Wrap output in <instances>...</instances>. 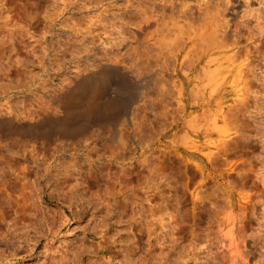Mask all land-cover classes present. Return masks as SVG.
Returning a JSON list of instances; mask_svg holds the SVG:
<instances>
[{"label":"rangeland","instance_id":"obj_1","mask_svg":"<svg viewBox=\"0 0 264 264\" xmlns=\"http://www.w3.org/2000/svg\"><path fill=\"white\" fill-rule=\"evenodd\" d=\"M104 68L115 107L66 119ZM0 117V264H264V0H0Z\"/></svg>","mask_w":264,"mask_h":264},{"label":"bare ground","instance_id":"obj_2","mask_svg":"<svg viewBox=\"0 0 264 264\" xmlns=\"http://www.w3.org/2000/svg\"><path fill=\"white\" fill-rule=\"evenodd\" d=\"M146 17V16H145ZM148 17H150V18H148V19H151V18H153V17H151V16H148ZM154 18H156L157 19V17H154ZM144 19H146V18H144ZM161 19V18H160ZM147 20V19H146ZM158 20H159V17H158ZM158 20H153V22L154 21H158ZM160 21V20H159ZM153 22H146V24H142L140 27H139V31H138V33H140V32H142L143 30H145L146 28L147 29H149L150 27H152L153 26ZM139 23H140V21H139ZM138 23V24H139ZM142 23V22H141ZM162 23H163V21H162ZM173 24H172V26H174V22H172ZM164 24V23H163ZM137 25V24H136ZM152 25V26H151ZM167 24H165V27H166V29L167 30H170V31H167L166 29L164 30V32H170V34H171V36H172V34L173 33H171V29H169L168 27L171 25H169L168 27L166 26ZM177 25H178V23H177ZM156 26L157 25H155L154 27H153V30L156 28ZM160 26V25H159ZM181 25H179V26H176V24H175V29L177 28V32H179V30H178V27H179V29L181 28V33L179 32V36H183L184 34H185V37H180L179 39H183L182 41H181V44H182V42H184L185 40H189V38L191 37H193V36H191V35H193L192 33H193V31L192 30H190V33H191V35H190V33H189V31H187L186 33H183L182 34V31L183 32H185V30H184V28L182 29V26L180 27ZM137 27V26H136ZM162 27H164V25L163 26H160V30H162ZM174 27H172V29H174ZM184 27V26H183ZM170 28H171V26H170ZM210 29L209 30H205V32H202V34L200 33V32H198L197 34H199V35H197V37L199 36V40L197 39L196 41H193V45H195V43H196V45L197 44H199L198 46H196L197 48H198V50H199V53H200V50H201V53H203V54H206L207 56H208V58L206 59L207 61L204 63V65L202 66V68H201V71H200V73H199V76H197L196 77V80L193 82L192 81V83L195 85V87H194V90L193 89H190V90H193V94H194V92L196 93V92H200V91H198V90H203V89H208L209 90V92H210V94L212 95V96H214L215 97V100L217 101V102H219V96H220V93H221V91H222V89H223V87H224V84L226 83V81H227V79H228V75H227V68L229 69L230 67H228V66H230V63L232 62V63H234L235 62V60H233L234 59V54L235 53H233V55H232V53H231V50H232V44H231V46H230V44L228 43V41L227 40H225V37H223L224 35H219L218 34V30H217V28H216V26L214 25L212 28L211 27H209ZM151 29V28H150ZM174 29V30H175ZM159 30V29H158ZM189 30V29H188ZM146 31V30H145ZM145 31H143V32H145ZM151 31V30H150ZM149 31V32H150ZM156 31H157V29H156ZM173 31V30H172ZM160 33H161V31H159ZM158 32V33H159ZM164 32H162L161 33V35H163L162 36V38L160 37V39H163V37H164V39H163V41H165V42H163V43H166V42H169V43H166V44H163L164 46L166 45V48L165 49H168V51L170 50V52H174V51H176L177 52V50H178V48H177V43L175 44V40H165L166 38V36H165V34L167 33H165L164 34ZM151 33H152V31H151ZM159 33V34H160ZM174 33H175V31H174ZM189 33V34H188ZM142 33H140L139 35H141ZM169 34V33H168ZM181 34V35H180ZM187 34V35H186ZM195 35H196V33H194ZM201 34V35H200ZM144 35V34H143ZM177 35V34H176ZM194 35V36H195ZM175 36V35H174ZM188 36V37H187ZM158 37V38H159ZM167 37H169V35H167ZM193 38H195V37H193ZM192 38V39H193ZM155 39V38H154ZM153 39V40H154ZM160 39H157V41L158 40H160ZM156 40V39H155ZM173 41V42H172ZM199 41V43H197ZM159 42H161L162 43V40L161 41H159ZM171 42V43H170ZM179 42H180V40H179ZM195 42V43H194ZM187 43V42H186ZM179 45H181L180 43H178ZM184 44V43H183ZM191 44L192 43H190V46H191ZM162 45V46H163ZM178 45V46H179ZM163 46V47H164ZM169 46V47H168ZM179 47H182V46H179ZM176 48V49H175ZM190 48V47H189ZM200 48V49H199ZM180 49V48H179ZM188 49V48H187ZM193 49H195V47L193 48ZM189 50V49H188ZM190 50H191V48H190ZM167 51V52H168ZM175 52V53H176ZM187 52V51H186ZM185 54V53H184ZM186 56V55H185ZM204 56V55H203ZM189 57V59H191L190 58V56H188ZM196 57H199V56H196ZM188 59V58H187ZM196 60V59H195ZM182 61V60H181ZM234 61V62H233ZM184 62H186V61H184ZM190 62V61H189ZM231 63V64H232ZM182 64V63H181ZM192 64H194V63H192ZM188 66H190L189 64H188ZM187 67V66H186ZM107 68V67H106ZM180 68V67H179ZM200 68V67H199ZM181 69V68H180ZM187 69H189V68H187ZM241 70V69H240ZM107 72H108V70H106L105 68L104 69H101V71L98 73V74H96L95 76H90V79H91V81H92V86H90V88H89V90L88 89H85L84 88V91H82V84H78V86L76 87V89L74 90V92H72L71 94H69V96H68V98H66V99H68V103L67 104H69V102L71 103V104H69L68 105V109H67V114H66V119H68L69 118V115H76L77 117L79 116L80 117V115L81 116H83L84 114H87V115H95V114H97L98 113V115H99V112L101 111V109L103 108V109H105V110H111L113 107H115L114 106V103H113V101H110V100H108V99H104V96H105V91L107 92L108 91V89H109V84H107V82H108V79H109V74H107ZM230 72V71H229ZM232 72V71H231ZM241 72L242 71H240V72H238V74L240 73L241 74ZM184 74H185V72H184ZM239 74V75H240ZM229 76H231V75H229ZM237 76V77H236ZM236 79L237 78H239L238 77V75H237V72H236ZM233 78V80L232 81H234V80H236V79H234V77H232ZM231 78V79H232ZM85 80V79H84ZM89 81V80H88ZM101 81V82H100ZM190 81V80H189ZM232 81L231 82H229V83H231L232 84ZM237 81H238V79H237ZM191 82V81H190ZM236 82V81H235ZM89 83H90V81H89ZM234 83V82H233ZM230 84V85H231ZM80 85V86H79ZM229 85V84H228ZM88 86V85H87ZM193 86V85H192ZM181 87V86H180ZM179 87V88H180ZM225 87H226V85H225ZM228 87V86H227ZM239 87V86H238ZM180 90H181V88H180ZM77 92V93H76ZM192 92V91H191ZM180 93V92H179ZM203 93V92H202ZM76 94H78L77 95V97H76V100H75V103H73L72 102V100H73V98L72 97H74ZM201 94V92L199 93V95ZM223 94V93H222ZM181 95V94H180ZM197 95H198V93H197ZM193 96H196V95H193ZM102 97H103V99H102ZM197 97V96H196ZM221 97V96H220ZM199 98V97H198ZM102 99V100H101ZM99 100V101H98ZM221 101V100H220ZM183 108V107H182ZM83 114V115H82ZM84 116H86V115H84ZM208 116H210V115H208ZM71 117V116H70ZM207 117V116H206ZM213 117V116H212ZM223 117V116H222ZM73 118V117H72ZM71 119V118H70ZM213 119V118H212ZM62 120V119H61ZM60 120V121H61ZM79 120V119H78ZM185 120V119H184ZM208 120V119H207ZM13 121V119L12 118H10V117H4V118H2V117H0V129L1 130H3L2 128H5L6 127V123H11ZM190 121H192L191 119H190ZM61 122H65V119H63ZM208 122V121H207ZM14 123V122H13ZM13 123H12V125H13ZM195 123H197V121L195 122ZM203 123V122H202ZM205 123V122H204ZM207 124V123H206ZM15 125V124H14ZM34 124H25V125H23L22 123H21V125H16V129L18 130V131H22V130H30V129H32V128H34V126H33ZM201 125V124H200ZM203 125V124H202ZM202 125L200 126V127H202ZM213 125H217V124H213ZM212 125V126H213ZM9 126V125H8ZM190 129L192 128L193 129V127H191V124H190V126H189V123H188V125H187ZM225 126V125H224ZM2 127V128H1ZM11 127H13V126H10V128ZM36 127V126H35ZM205 127V126H204ZM206 127H208V126H206ZM210 127V126H209ZM218 126H216V128H217ZM221 127H223V126H221ZM9 128V127H8ZM211 128V127H210ZM215 127L213 126V129H214ZM204 129V128H203ZM206 129V128H205ZM222 129H224V128H222ZM0 130V131H1ZM9 130V129H8ZM215 130V129H214ZM219 130V129H218ZM221 130V129H220ZM4 131V130H3ZM30 131H32V130H30ZM34 131V130H33ZM218 132H221V131H218ZM186 135H188V134H186ZM188 138H190V136L188 135ZM206 153V152H205ZM229 233V232H228ZM229 238H230V236H233V230L232 231H230V233H229ZM233 249V248H232ZM232 251V250H231ZM232 253L233 254H235L234 256H235V258L236 257H238V256H241V254H242V250H241V247H239V245L238 244H236V243H234V249H233V251H232Z\"/></svg>","mask_w":264,"mask_h":264}]
</instances>
